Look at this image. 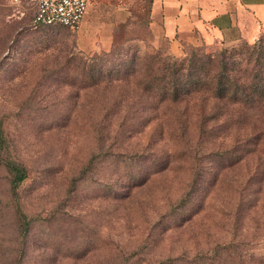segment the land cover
Instances as JSON below:
<instances>
[{
    "label": "rangeland",
    "instance_id": "obj_1",
    "mask_svg": "<svg viewBox=\"0 0 264 264\" xmlns=\"http://www.w3.org/2000/svg\"><path fill=\"white\" fill-rule=\"evenodd\" d=\"M151 1L89 0L68 29L0 0V264H264V99L160 101L135 80L153 54L253 41L193 33L172 51ZM5 159L26 170L16 197Z\"/></svg>",
    "mask_w": 264,
    "mask_h": 264
},
{
    "label": "trees",
    "instance_id": "obj_2",
    "mask_svg": "<svg viewBox=\"0 0 264 264\" xmlns=\"http://www.w3.org/2000/svg\"><path fill=\"white\" fill-rule=\"evenodd\" d=\"M149 62L152 66L138 72L136 84L144 93L154 95L160 101L177 102L198 94L215 104L228 102L250 107L264 99V36L236 49L193 52L192 56L183 59L157 53L149 56ZM4 140L0 122V147ZM3 164L10 174L11 193L16 197V189L26 178V170L12 159H5ZM15 215L17 229L20 235H25L28 221L18 206ZM216 248L217 253L227 252V246ZM218 258L214 255L206 259L211 262ZM194 259L205 262L202 256ZM238 260L232 264H247Z\"/></svg>",
    "mask_w": 264,
    "mask_h": 264
},
{
    "label": "crops",
    "instance_id": "obj_3",
    "mask_svg": "<svg viewBox=\"0 0 264 264\" xmlns=\"http://www.w3.org/2000/svg\"><path fill=\"white\" fill-rule=\"evenodd\" d=\"M150 14L172 51L193 33L212 44L232 30L248 41L264 31V0H152Z\"/></svg>",
    "mask_w": 264,
    "mask_h": 264
},
{
    "label": "built area",
    "instance_id": "obj_4",
    "mask_svg": "<svg viewBox=\"0 0 264 264\" xmlns=\"http://www.w3.org/2000/svg\"><path fill=\"white\" fill-rule=\"evenodd\" d=\"M88 2L89 0H36L32 24L34 27L77 28L84 18Z\"/></svg>",
    "mask_w": 264,
    "mask_h": 264
}]
</instances>
